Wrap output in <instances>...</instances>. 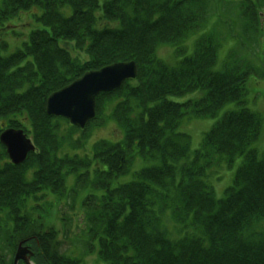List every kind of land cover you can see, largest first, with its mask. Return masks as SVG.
<instances>
[{"label": "trees", "instance_id": "obj_1", "mask_svg": "<svg viewBox=\"0 0 264 264\" xmlns=\"http://www.w3.org/2000/svg\"><path fill=\"white\" fill-rule=\"evenodd\" d=\"M0 1V24L33 7L42 10L34 16L42 25L23 49L3 56L0 47V128L27 129L39 148L25 164L11 166L12 180H0V198L13 203V213L20 215L21 204L38 192L16 172L32 169L58 193L65 189L67 170L86 163L58 157L74 130L63 132L59 120L46 114L47 97L87 71L135 60L138 78L98 97L99 113L106 110L124 138L97 156L108 165L107 179L125 173L135 156L150 166L139 170L136 180L109 190L102 207L114 209V219L102 222L97 211L93 226L100 259L106 264H264V154L252 147L261 129L259 116L248 109L224 113L196 149L179 131L186 115L217 117L226 103L239 101L244 75L231 67L213 71L216 54L212 47L202 50L204 44L176 66L156 54L160 43L187 33L200 13L187 8L196 0ZM64 6L71 15L62 14ZM199 89L205 92L199 100L168 99ZM239 155L233 183L217 194L214 179H205L207 169L220 168L222 174V165H232ZM49 235L58 245L56 234Z\"/></svg>", "mask_w": 264, "mask_h": 264}, {"label": "rangeland", "instance_id": "obj_2", "mask_svg": "<svg viewBox=\"0 0 264 264\" xmlns=\"http://www.w3.org/2000/svg\"><path fill=\"white\" fill-rule=\"evenodd\" d=\"M223 1L225 3L228 2V0H223ZM227 8L228 7L226 6H221V4H218L217 14L219 18L215 17L214 19L216 21L219 20L221 22H228L230 13L227 10ZM29 22H30V19L28 18L27 14H24L19 19H16V20L12 19V20L7 21V23H9L12 27L5 28L4 25L0 24V45L6 44V43L8 44V42L10 43L5 49H3L4 55H10L14 51H16L18 48H22L23 41L26 39V37L28 38L32 29L39 25V23H36L34 25L27 26ZM220 26L221 24L219 23V27ZM222 29H224L223 31L224 33L227 32V36H228V32H232L229 37L230 41L228 44L227 51L223 49L224 57L226 56L227 52H228L227 54H229V52H232L234 55H239V56L248 58L247 60H250L254 63V68L256 71L254 72L252 70L249 75L248 88H247L248 92L244 99L247 101V107H249L256 113H258L260 117L263 118V128L261 132V134H263L261 138L262 140H260L261 143L260 142L256 143V146L261 151L260 154L262 155L264 153V46L259 47V50H258L259 54L257 57L253 56L252 55L253 50L251 47L246 48V47L239 45L238 42L239 40H241V36L235 37V35H240V32L237 29L233 28L232 31H230L229 27H223ZM172 53H173V50L168 47H162L158 51V55L162 59L163 57H168L169 59H171L173 57ZM171 99L177 100V101L182 100V99L185 100L186 95L180 96V97L171 96ZM237 107L238 106L234 103L228 104L226 107L223 108V110H221L220 117L225 111L234 109ZM215 121H216L215 119H192L190 121L186 120L184 123H182L181 130L189 133L192 136L193 149L199 146L204 133L207 132L211 128V126L213 125ZM62 125H64V123H62ZM62 130L66 131L65 126H62ZM91 134H92V136L90 137L91 139L89 140V143H87L88 147H91L92 143L95 142L99 137L106 138V139L113 140V141H119L122 138V132L115 124H108V125H104L101 127H96L95 129L90 130L87 133L88 136H90ZM239 164H240V160L238 159L234 163L233 168L231 169V178L229 177L228 172L226 176L224 175L223 179H221L220 181L218 178H214L213 185L216 186L217 194L220 192L221 188L224 185H228L230 183L232 184V181H233L232 174L234 176L235 170L239 166ZM88 171L90 172V170ZM206 175L207 177L205 179H208V180L212 178V176H215L214 169L211 167L208 168L205 173V176ZM127 177L128 176L120 179V181L122 182V181L128 180L129 178ZM93 178L94 177L90 175L89 179H93ZM72 179L73 177H71L69 181L72 182L73 181ZM76 192L79 194V198L76 197L75 205L76 203H80V205L77 204L76 207L72 209L68 208L69 206L68 207L65 206V203H62L60 204V206H58L57 202H54V203L41 202V205L44 206V208H46L47 210H50L49 214L52 217H54L56 228L61 229L62 228L61 223L64 224L63 233L60 235L61 236L60 238L62 239L61 240L62 250L69 255L79 256V254L82 253L83 248H84L82 246V243L73 242L68 237L70 236V232L72 231L79 233L83 238L87 237V234L85 232L86 230H80L78 226L73 228L74 224L72 223L79 222L80 220H82L81 212L83 211V209H85L84 208L85 206H83V203H84V199L87 198V195L92 196V198L95 197V199H97L102 194V188L83 184L81 186L76 187ZM26 200L29 201V200H32V198H26ZM95 207L96 206H94L93 209H95ZM57 214H59V217L57 216ZM56 221L59 223H56ZM71 224L72 226L70 227ZM86 261L88 264H95L97 262L96 256L95 255L88 256L86 258Z\"/></svg>", "mask_w": 264, "mask_h": 264}, {"label": "bare ground", "instance_id": "obj_3", "mask_svg": "<svg viewBox=\"0 0 264 264\" xmlns=\"http://www.w3.org/2000/svg\"><path fill=\"white\" fill-rule=\"evenodd\" d=\"M25 139L29 143L35 146L37 145V143L27 136ZM3 152L4 151H0V157ZM32 153L34 154L35 152L29 150L25 159L21 162H15L14 158L9 153L5 157L7 159V168H3V165L0 163V177L12 180L13 175L11 166H21L25 164ZM16 173L19 174L21 180L33 184V187L37 191L44 192L46 190H55L54 184H52L51 181L44 184L42 176L36 175L28 169H21ZM56 192L63 194L65 198L60 201L53 200L51 203L57 202L58 206L65 203V206H69L68 208L71 209L76 207L77 204L80 205V203H76L75 205L76 197L79 198L76 189L73 190L72 188H68L56 190ZM89 197L90 196L87 195V198H85L84 201ZM20 202L21 201H19V203ZM10 204L13 203H10L9 200H1L0 198V264H63L62 260L59 259V255L64 257L70 256L65 253L61 247L62 239L60 238V235L63 233L64 224L61 223V229L56 228L54 217L49 214L50 210H47L39 203H36L34 208L26 203H22V211L20 215L13 213V211H16V208L14 206L11 208ZM93 207L94 206H89L88 208L83 209L81 212L82 220L72 223L74 224L73 228L78 226L80 230H86L87 237L83 238L79 233L74 231L70 232V236L68 237L73 242L82 243V246L84 247L79 256L72 255V258L77 259L79 264H88L86 258L93 255L96 256L97 262L95 264H106L99 257V238L97 236L98 234L95 235L96 233L93 223L96 219L97 211L102 212L100 214V220L102 222H108L109 220L114 219L116 212L114 209L108 208L103 210L98 207L93 209ZM57 216L59 217V214H57ZM12 217L14 219H12ZM28 218L32 219L27 221ZM57 221L56 223H59ZM28 228H30V230H28ZM51 233L56 234V241L59 242L58 245L55 244L54 239L49 235Z\"/></svg>", "mask_w": 264, "mask_h": 264}, {"label": "water", "instance_id": "obj_4", "mask_svg": "<svg viewBox=\"0 0 264 264\" xmlns=\"http://www.w3.org/2000/svg\"><path fill=\"white\" fill-rule=\"evenodd\" d=\"M137 76L135 62L117 63L99 71L86 73L73 84L53 93L47 100L48 114L67 117L73 124L84 127L95 116L96 96L121 86L124 80ZM23 131L7 130L1 139L15 162L25 159L34 147Z\"/></svg>", "mask_w": 264, "mask_h": 264}, {"label": "flooded vegetation", "instance_id": "obj_5", "mask_svg": "<svg viewBox=\"0 0 264 264\" xmlns=\"http://www.w3.org/2000/svg\"><path fill=\"white\" fill-rule=\"evenodd\" d=\"M0 163L3 165V168H5V165H6V163H7V159L6 158H3V159H0ZM32 245V244H31ZM43 258H44V256H43ZM38 259H39V257H38ZM40 263V262H39Z\"/></svg>", "mask_w": 264, "mask_h": 264}]
</instances>
